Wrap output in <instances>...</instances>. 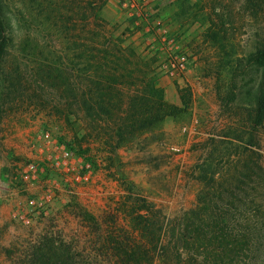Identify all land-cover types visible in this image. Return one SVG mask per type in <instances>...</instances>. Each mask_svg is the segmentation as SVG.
Masks as SVG:
<instances>
[{"label": "trees", "instance_id": "obj_1", "mask_svg": "<svg viewBox=\"0 0 264 264\" xmlns=\"http://www.w3.org/2000/svg\"><path fill=\"white\" fill-rule=\"evenodd\" d=\"M108 1L0 0V121L27 104L69 123L75 118L87 149L96 145L101 163L113 164L125 144L184 109L169 104L158 85L156 64L170 54L166 34L151 31L148 38L156 35L161 45L143 50L130 39L140 25L118 34L102 18ZM189 2L182 0L186 20L209 24L215 59L205 66L216 79L221 111L235 119V140L251 129L250 144L244 152L236 145L235 161L223 167L213 154L205 159L201 172L209 190L181 217L167 218L128 197L121 207L128 227H121L118 214L96 218L76 209L87 252L47 228L27 252V264H264V169L252 150L264 124V47L228 50L224 13ZM181 99L186 108L182 93ZM96 159L91 167L100 165ZM245 177L259 180L253 191L260 201H248Z\"/></svg>", "mask_w": 264, "mask_h": 264}, {"label": "rangeland", "instance_id": "obj_2", "mask_svg": "<svg viewBox=\"0 0 264 264\" xmlns=\"http://www.w3.org/2000/svg\"><path fill=\"white\" fill-rule=\"evenodd\" d=\"M190 1L187 5L197 0ZM198 1L213 8L209 12L224 13L229 36L223 44L228 50L234 44L247 53L264 47V0ZM182 10V0H109L102 10V18L118 34L129 35L127 29L140 25L143 29L130 39L143 50L161 45L156 35L148 38L151 31L166 34L170 54L156 64L158 85L169 104L184 109L125 144L113 164L101 163L96 145L87 149L82 124L75 118L69 123L27 104L16 105L0 121V264H27V252L47 228L63 242L78 243L76 251L87 252L76 209L96 218L118 214L121 227H128L121 210L128 197L130 203L145 200L167 218L181 217L209 190L201 172L205 159L213 154L223 167L235 161L236 145L246 150L251 129L234 139L235 119L222 113L216 79L206 72V59H215L206 37L209 24L202 18L191 24ZM252 150L264 169V124ZM97 157L100 165L91 167V158ZM244 179L252 188L248 201H260L261 194L253 191L255 184L259 187L257 177L254 182Z\"/></svg>", "mask_w": 264, "mask_h": 264}, {"label": "built area", "instance_id": "obj_3", "mask_svg": "<svg viewBox=\"0 0 264 264\" xmlns=\"http://www.w3.org/2000/svg\"><path fill=\"white\" fill-rule=\"evenodd\" d=\"M183 62H184V61H183ZM183 62H180V63H179V65H181V66H182Z\"/></svg>", "mask_w": 264, "mask_h": 264}]
</instances>
